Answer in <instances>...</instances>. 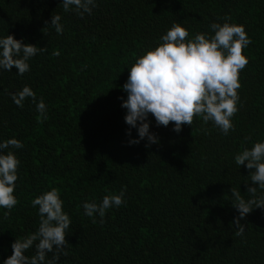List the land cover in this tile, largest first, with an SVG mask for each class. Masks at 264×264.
Returning a JSON list of instances; mask_svg holds the SVG:
<instances>
[{
    "label": "trees",
    "instance_id": "16d2710c",
    "mask_svg": "<svg viewBox=\"0 0 264 264\" xmlns=\"http://www.w3.org/2000/svg\"><path fill=\"white\" fill-rule=\"evenodd\" d=\"M60 2L0 0V36L45 48L22 76L14 66L0 71V139L23 144L14 150L18 202L6 216L0 209V260L11 254L15 238L38 227L31 199L56 187L71 219L57 264H264V208L246 214L245 232L237 236L230 193L251 198V170L239 168L233 156L264 139V0H96L83 17L65 13ZM56 14L59 35L47 26ZM225 17L251 38L233 129L223 135L194 116L176 133L172 122L157 127L150 116L159 144L129 146L118 99L126 97L120 87L126 66L174 22L191 38ZM25 84L43 98L46 120L31 99L23 107L11 101L9 93ZM121 188L125 203L106 210L103 222L83 215L82 202L98 203Z\"/></svg>",
    "mask_w": 264,
    "mask_h": 264
},
{
    "label": "clouds",
    "instance_id": "9594fccd",
    "mask_svg": "<svg viewBox=\"0 0 264 264\" xmlns=\"http://www.w3.org/2000/svg\"><path fill=\"white\" fill-rule=\"evenodd\" d=\"M60 5L65 13L74 12L80 17L91 15L97 6L96 0H61ZM47 26L61 34V16L51 15ZM208 28L209 32H197L189 38L186 27L174 22L159 36L155 46L142 50V54L126 66L128 76L120 86L126 97L118 99L125 109L123 119L128 126L125 135L129 146L141 141H145V147L159 144L157 134L150 131V116L157 127H167L172 122V131L176 133L183 125L191 126L194 116L204 124L211 122L223 135L233 129L232 117L240 101L239 72L248 63L243 50L251 43V38L242 24L230 23L227 17L223 18V23L213 22ZM43 51L45 48L24 43L23 38L14 39L11 34L0 36V71L10 72L14 66L15 74L22 76L30 70L29 60ZM9 96L17 107H23L26 98L31 99L39 117L48 118L43 98L37 99L27 84ZM132 129L136 131L134 138ZM22 147V142L15 137L0 139V209L5 210V216L18 202L14 189L20 161L14 150ZM233 160L239 168L243 165L251 170L248 173L251 184L246 183V192L251 198L245 200L239 190L230 189L231 205L238 214L232 224L235 234L242 236L245 225L241 221L246 214L254 208H264V195H256L257 189L264 190V139L252 142L251 147H243ZM124 196L125 189L121 188L118 193L103 195L98 203L84 201L83 215L92 218L93 223L97 216L103 222L106 210L125 203ZM30 204L39 217L38 227L24 237L15 238L10 244L11 254L0 260V264H57L64 254L71 219L63 210L59 190L52 187L42 191ZM33 247L34 254L25 255ZM48 253L52 254L51 258Z\"/></svg>",
    "mask_w": 264,
    "mask_h": 264
}]
</instances>
